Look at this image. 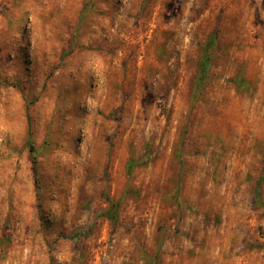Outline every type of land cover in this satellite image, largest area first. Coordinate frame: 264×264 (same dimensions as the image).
<instances>
[{
	"label": "rangeland",
	"instance_id": "1",
	"mask_svg": "<svg viewBox=\"0 0 264 264\" xmlns=\"http://www.w3.org/2000/svg\"><path fill=\"white\" fill-rule=\"evenodd\" d=\"M0 264H264V0H0Z\"/></svg>",
	"mask_w": 264,
	"mask_h": 264
},
{
	"label": "trees",
	"instance_id": "2",
	"mask_svg": "<svg viewBox=\"0 0 264 264\" xmlns=\"http://www.w3.org/2000/svg\"><path fill=\"white\" fill-rule=\"evenodd\" d=\"M30 150L33 151V147H32V145L30 146Z\"/></svg>",
	"mask_w": 264,
	"mask_h": 264
}]
</instances>
